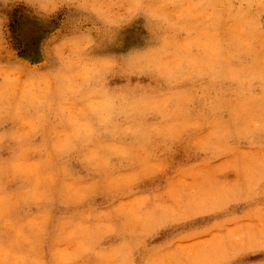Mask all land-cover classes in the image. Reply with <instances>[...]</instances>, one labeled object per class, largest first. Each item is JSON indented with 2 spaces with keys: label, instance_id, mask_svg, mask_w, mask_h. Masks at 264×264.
<instances>
[{
  "label": "rangeland",
  "instance_id": "1",
  "mask_svg": "<svg viewBox=\"0 0 264 264\" xmlns=\"http://www.w3.org/2000/svg\"><path fill=\"white\" fill-rule=\"evenodd\" d=\"M0 264H264V0H0Z\"/></svg>",
  "mask_w": 264,
  "mask_h": 264
}]
</instances>
